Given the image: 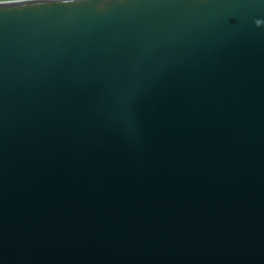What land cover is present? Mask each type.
<instances>
[{"label":"water","instance_id":"obj_1","mask_svg":"<svg viewBox=\"0 0 264 264\" xmlns=\"http://www.w3.org/2000/svg\"><path fill=\"white\" fill-rule=\"evenodd\" d=\"M0 264H264V0L1 1Z\"/></svg>","mask_w":264,"mask_h":264},{"label":"snow or ice","instance_id":"obj_2","mask_svg":"<svg viewBox=\"0 0 264 264\" xmlns=\"http://www.w3.org/2000/svg\"><path fill=\"white\" fill-rule=\"evenodd\" d=\"M26 8L28 7V6H25ZM32 7H38L37 5H33Z\"/></svg>","mask_w":264,"mask_h":264},{"label":"trees","instance_id":"obj_3","mask_svg":"<svg viewBox=\"0 0 264 264\" xmlns=\"http://www.w3.org/2000/svg\"><path fill=\"white\" fill-rule=\"evenodd\" d=\"M1 1H10V0H0V2H1Z\"/></svg>","mask_w":264,"mask_h":264}]
</instances>
